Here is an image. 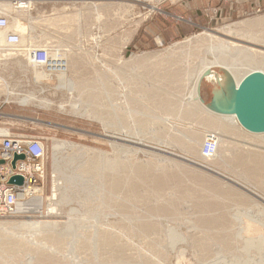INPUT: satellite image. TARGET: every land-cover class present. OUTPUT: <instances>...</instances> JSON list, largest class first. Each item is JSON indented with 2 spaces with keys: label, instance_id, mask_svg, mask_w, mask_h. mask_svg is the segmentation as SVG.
<instances>
[{
  "label": "rangeland",
  "instance_id": "rangeland-1",
  "mask_svg": "<svg viewBox=\"0 0 264 264\" xmlns=\"http://www.w3.org/2000/svg\"><path fill=\"white\" fill-rule=\"evenodd\" d=\"M185 1L29 0L27 8L9 14L0 7L9 21L17 11L24 13L21 25L24 30L31 26L29 49L65 54L68 67L61 73L72 86L62 95L53 88L56 76L37 82L35 76L42 79L45 72L22 53L29 50L28 40L16 50L0 46V130L39 138L46 152L40 211H31V205L29 212L0 215V226L9 227V233L0 227V264H264V255L254 254V242L262 237L240 225L253 219L264 226V165L258 172L261 167L256 171L252 160L257 153L264 163L263 138L239 125L226 132L207 111L195 117L178 113L188 102L182 62L173 68L156 67L154 59L146 65L125 63L133 55L166 57L172 48L180 53L189 47L199 51L189 59L194 67L206 50L196 44L197 37L214 34L253 50L234 69L240 63L243 71L264 69V9L208 21L200 12L195 18L182 11ZM175 13L193 23L174 18ZM250 21L257 23L247 29L250 36L221 31ZM210 71L225 74L213 67L205 75ZM205 75L198 95L204 105H212L215 87H221ZM91 80L92 89L80 83ZM13 89L42 90L55 100L71 97L102 117L21 105L5 97ZM207 133L222 139L211 158L200 155L202 141L196 149L183 144V136L202 134L203 140ZM53 140L93 152L67 150L58 157L55 192ZM22 221L41 224L9 230V224Z\"/></svg>",
  "mask_w": 264,
  "mask_h": 264
},
{
  "label": "bare ground",
  "instance_id": "bare-ground-1",
  "mask_svg": "<svg viewBox=\"0 0 264 264\" xmlns=\"http://www.w3.org/2000/svg\"><path fill=\"white\" fill-rule=\"evenodd\" d=\"M29 3L27 4V7L29 6ZM0 7H2V9L7 14L12 13V10L14 9L12 4L8 3V2L7 3H0ZM17 12H18L17 16L11 17V20L9 21L10 22V28L12 30H15L19 34V37H20V45L19 46H23L24 43L27 40L30 42L29 43V47L27 48V49H29V48L32 47V45H30L31 41H32L31 32H30L31 30L29 31V28H31V26L28 27V30H24L23 26L21 25L22 21H24V19H23L24 13H22V11H17ZM9 19H10V17H9ZM254 21L245 22L244 24L240 25V27H236V28L229 27L230 26L229 25L228 27L223 28V30L221 29V31H223V33L225 35H227V36H230V35H232V36L242 35V34H245L244 32H247V29H253L254 26H256L257 23H255ZM249 36H250V34H249ZM251 39L254 40L256 38H254V35H253V37ZM193 41H195V40H193ZM2 43H3V33L0 32V46H2ZM196 44H198L200 47H205L206 46L205 47L206 50L203 52L202 57L198 60V63H195L194 67L190 66L189 59L192 58V56H194V54L196 53V51H198V49L194 50L192 48L190 49L189 47L186 48L184 51H181L180 53H179V51L175 50L176 48L175 49L172 48V51H170V52L167 51V53H169L168 55H166V53L165 54L163 53L166 57L159 56L160 53H158V54L155 53V55H152L151 57H148V56L145 55L146 58H144L145 56L133 55V56L125 59V63H126V65H129L131 63L134 64V63L140 62L141 64L146 65V64H148L147 62H149L148 59H154L155 61H157V62L154 63V66H156V65L162 66L163 64H166L168 67L173 68L172 67L173 64H175L177 62H178V64H180V62H182L183 65H180V66H184L185 69L183 67L184 73H181V75H184V77L183 76H181V77H183L182 79H184L186 84H187V87H185V88H189L188 89V93H187V97H186V99L188 100V102H187L188 105L186 104V107H183L182 104H181L178 107L179 108L177 110L178 113L185 114V115H190L192 117H195V116H197V114H200V113L204 114L203 113L204 111H207V113L210 112V113L214 114V117H216V119H218L219 122L214 118L218 122L217 125L220 128H222L223 130H225L226 132H230L229 130H230V128H232L230 126L239 125L240 127H242L239 124V122H238V120H237V118H236V116L234 114V111H233L234 110L233 106H234L235 91H236L237 85L240 82L241 78L244 75H246L248 72H251V71H254V70H259V71L264 73V69H262V66H259V67L254 66V68H252V69H248L246 71L245 70L243 71L242 69H239V68H241L242 65H244V63H240V65H238L237 68H236L237 70L234 69V67H233L234 64L239 63L237 61H240L242 59H246V56H251L249 54L251 52H249V51L250 50L253 51V50L250 47H244V46L240 47V45H238L237 43H235L233 41H229L227 39H223V38L218 37V36H214V34H204V35L201 34V35H199V37H197V39H196ZM43 46H44V44H43ZM36 47H38V45ZM6 48H8V47H6ZM45 49H47L48 54H49V56L51 58L50 59V65L47 68L41 66V68H39V69H42V71L45 72V73H43L42 79L38 75L35 76V79L37 78V82H39L40 80L49 81V79L50 80L53 79L52 78L53 76H56V78L58 79V81H57L58 83L53 86L54 90L60 91L62 93V95H66V94L69 93V92L66 91V89L67 88L72 89L70 79L69 78H64L62 73H61L65 67L66 68L68 67L67 66V62H68L67 57L65 56L64 53L59 52L58 49H57L58 53H57V51L55 52L54 50H51L52 48L50 49V48L46 47ZM29 50H31V49H29ZM29 50H25L24 48L21 50L22 53L24 54V56H27V58H29V56H28ZM2 53L3 52H1V54ZM6 53H8V52H6ZM12 53H14V52H12ZM233 53H235V54H233ZM14 54H16V53H14ZM201 54H202V52H201ZM261 54H262V56H264V52L261 53ZM160 55H162V54H160ZM250 58L252 59V57H249V60H251ZM28 60L29 59H27V61ZM118 60H119V58H118ZM154 60H150V62L154 61ZM247 60L248 59H246L245 61H247ZM150 62H149V64H151ZM163 62H165V63H163ZM141 64H138V65H141ZM178 64H177V68H179ZM105 65H106V63H105ZM175 65H174V69L176 68ZM72 66H75V65H72ZM164 66H163V68H164ZM213 67L221 68V70H223L225 72V74L218 75L215 72L210 71L207 75H205L206 71L209 68H213ZM189 68H191V69H189ZM166 69H167V67H166ZM174 69H171L172 72H173ZM179 69H182V67L179 68ZM56 71H58V73ZM180 71L183 72L182 70H180ZM35 72L38 73V70H36ZM172 72H170V77H171V73ZM168 73H169V71H168ZM50 74H51V76H50ZM174 74H175V71H174ZM174 74H172L173 77H174ZM163 75H165V74H163ZM204 75L207 76L206 77L207 80H209L213 84L219 85L221 87L220 89H217L215 87V97L213 98L214 103L212 105H206V104L204 105L203 102L200 100V97L198 95V85H199L201 77L204 76ZM48 76H49V78L46 79V77H48ZM166 77L167 76H165V78ZM175 77H176V75H175ZM157 78H155V80ZM176 78H178V76ZM0 80H2V79H0ZM93 80L86 81V82H80V83L82 85H85V87H86ZM98 80H96V81L98 82ZM159 80H161V79L159 78ZM178 81H180V79L177 80V82ZM3 82H4V80L2 81V83ZM171 82H173V83L171 84ZM171 82H170V85H174L175 84L174 81H171ZM175 82H176V80H175ZM182 82H183V80L181 81V83ZM163 83H165V81H163ZM167 83H169V82H167ZM178 83H180V82H178ZM89 86H87V87L90 89L92 86H90V87ZM82 88L83 87H80V89H82ZM85 90H86V88H85ZM5 97H7V99L15 101V102H17L18 104H21V105H32V106H37V107L46 108V109L56 108V109H58L61 112H66L68 114H72V115L79 116V117H88V118L89 117H91V118L93 117L95 119H97V117L98 118L102 117L101 115H100L101 117L98 116V114L95 111L84 107L79 101H77V99L75 100V99L69 97V100H66L64 98L59 99V100H55L53 98H50V97L44 95L42 93V90L41 91H37V92L36 91H28L27 92L26 91V92L23 93V91H15L13 89V90L6 91ZM159 105H160V103H159ZM205 114H206V112H205ZM210 118H212V117H210ZM100 120H102V119H100ZM163 121H165V120H163ZM47 124L52 125V123H47ZM5 132H6V130H0L1 134H7V132L6 133ZM250 133H252L253 135L257 136L258 138L260 137L261 140H262V138L264 140V133H254V132H250ZM218 135H219V133H218ZM262 135H263V137H261ZM205 137H206V135H205ZM183 138H184L183 144L186 147H188V148L193 147L195 149L198 147L200 142L201 141L203 142V140H204V139L202 140V134L198 135V136H195V137H192V135L183 136ZM216 143H217L218 148H219V145L222 143L221 136H217L216 137ZM67 150L70 151V153L73 154V155H77V153L80 152V151L81 152L84 151L86 155L88 154V156H89V154H93V152L91 151L90 148L78 147V146L74 145L73 143L62 141V140H53V143H52V172L54 173L53 174V177H54L53 192L56 191L55 190L56 189V187H55L56 186V184H55V174L57 175V172H58V166H57L58 165V161L57 160H58V157L63 152H66ZM216 151H217V149H216ZM252 160L254 161V164H255V167H256V171L259 169V167H261V169L258 170V172H261L262 169H263V165H264V163H262L263 159L260 157L259 154L254 153V158H252ZM56 182H57V179H56ZM53 196H55L54 193H53ZM32 201H33L32 202V208L33 209L31 211H38L39 212L40 209H41V197H39V196L38 197L37 196L33 197ZM49 202L52 203L53 201L52 202L49 201ZM49 202H48V204H49ZM53 204H54V202H53ZM53 208L51 207L50 209L53 210ZM20 209H22V208H20ZM240 223H241L240 225H241V227H242V229H243V231L245 233H249V232L252 231V232H254V235L258 234V235H260L262 237V241L261 242L260 241H259V243L254 242V254H257L259 256L264 255V226L259 225L258 224L259 221L257 223V220H253V219H242V222H240ZM40 224L41 223L34 222V221H22V222H19L17 224H13V225L9 224L10 228H11L9 230L12 231V228H13V230H15L14 227L15 228L18 227V228H16V230L19 229V228L20 229L21 228H23V229L24 228H28L29 229L30 227L32 229L33 227L35 228V226L38 227V225H40ZM2 225L0 227L3 228L4 226H2ZM11 225H12V227H11ZM5 227L7 229L6 230L7 233H9L8 232V228L9 227L8 226H5ZM5 227H4L3 231L5 230ZM49 230H51V229H49ZM3 233H6V232H3ZM10 234H11V232H10ZM11 236H12V234H11ZM22 237H24V236H22ZM13 238H14V236H13ZM17 244H18V242H17Z\"/></svg>",
  "mask_w": 264,
  "mask_h": 264
},
{
  "label": "built area",
  "instance_id": "built-area-1",
  "mask_svg": "<svg viewBox=\"0 0 264 264\" xmlns=\"http://www.w3.org/2000/svg\"><path fill=\"white\" fill-rule=\"evenodd\" d=\"M226 1V0H217ZM16 9H25L29 0H11ZM0 32L3 33V45L16 50L20 45L19 34L10 28L9 16L0 11ZM32 64L48 67L50 56L45 48H32L28 52ZM217 149L216 136L207 133L200 155L211 158ZM45 146L41 139L32 136H15L9 133L0 134V215L28 212L32 198L42 194L45 175ZM14 155H22L12 165ZM15 176L22 178V183H10ZM22 208V209H20Z\"/></svg>",
  "mask_w": 264,
  "mask_h": 264
},
{
  "label": "water",
  "instance_id": "water-1",
  "mask_svg": "<svg viewBox=\"0 0 264 264\" xmlns=\"http://www.w3.org/2000/svg\"><path fill=\"white\" fill-rule=\"evenodd\" d=\"M239 124L247 131L264 133V73L259 70L248 72L237 85L233 106ZM22 155H14L12 165ZM0 163H3L0 160ZM10 183H22V178L15 176Z\"/></svg>",
  "mask_w": 264,
  "mask_h": 264
},
{
  "label": "crops",
  "instance_id": "crops-1",
  "mask_svg": "<svg viewBox=\"0 0 264 264\" xmlns=\"http://www.w3.org/2000/svg\"><path fill=\"white\" fill-rule=\"evenodd\" d=\"M182 11H186L187 14H191L197 18L199 16L206 18L208 21L212 18H216L218 15L227 16L229 14L239 15L241 13H248L264 9V0H227L219 2L217 0H186L181 6ZM174 18L182 19L188 23H193L191 18L185 20L175 14Z\"/></svg>",
  "mask_w": 264,
  "mask_h": 264
}]
</instances>
